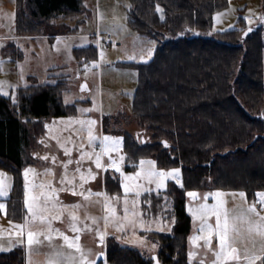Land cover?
<instances>
[{"label": "trees", "instance_id": "16d2710c", "mask_svg": "<svg viewBox=\"0 0 264 264\" xmlns=\"http://www.w3.org/2000/svg\"><path fill=\"white\" fill-rule=\"evenodd\" d=\"M83 5L84 0H16L17 35L43 34L51 20L77 17ZM227 5L228 0H130L131 24L165 40L153 59L137 64L131 113L138 131L125 135L124 150L128 160L150 157L158 167L179 165L183 171V184L170 181L165 199H159L171 207L172 230L141 232L159 242L161 264H189L188 189L244 190L249 197L264 191V19L247 35L243 17L239 27L213 30L214 13ZM74 55L98 57L94 45L75 47ZM64 85L58 80L21 86L16 103L0 94V166L15 176L5 199L12 220L26 215L23 168L32 163L42 120L70 110L62 103ZM106 259L152 264L138 249L116 242L107 247ZM0 264H26L25 249L0 252Z\"/></svg>", "mask_w": 264, "mask_h": 264}, {"label": "rangeland", "instance_id": "374dc122", "mask_svg": "<svg viewBox=\"0 0 264 264\" xmlns=\"http://www.w3.org/2000/svg\"><path fill=\"white\" fill-rule=\"evenodd\" d=\"M263 5L264 0H228V5L225 8L217 10L214 13L212 29L223 31L239 27L241 26L240 17L244 18L247 28L262 23L261 17H264L262 11ZM129 8L130 0H84L82 12L77 17H67L63 20L53 19L48 23L43 34L17 35L15 27L16 0H0V61L3 62L0 64V81L5 82L4 91L8 93V95L4 96L10 97L11 102L16 103L17 89L21 86L31 83L65 81L61 92L62 103L64 106L70 107V110L65 115L50 116L42 120V130L36 139L43 147H40V149L42 148L44 155H48L49 157L55 155L58 161L67 159L62 148L52 138L53 133L49 128L45 127L46 125L52 128L63 127L60 122L61 120H67L68 117L91 118L97 121L96 131L98 134L121 138V151L120 153L113 152L112 156L117 159L121 154L125 156V161L122 164V170L125 173L137 171L141 159L151 160L159 170H179V182L175 179H169L166 181V188L170 181L182 185L183 171L179 165L158 167L155 160L150 157H142L136 161L128 160L124 150L125 135L127 133L136 135L135 132L138 131L136 118L131 113L138 83L137 64L144 62L141 60L142 56L147 62L153 59L156 49L165 40H159L134 27L128 17ZM159 9L163 12L161 6H159ZM246 17L247 19H245ZM108 35H111V40L107 39ZM151 41H155V44L150 43ZM116 42L119 45H116ZM90 45L96 46L97 59L84 60L75 57V47ZM148 49H154V55L150 59L148 58ZM101 52L104 53L103 57L100 55ZM129 56H134L135 60H130ZM66 101L67 104L65 103ZM81 108L93 109V111L82 116L78 111ZM69 134L71 133H63L64 136H68ZM145 134L144 132L139 133L138 139H141ZM72 136L77 143L81 142L75 134H72ZM84 142L86 143V140ZM77 155L78 153L74 151L73 159ZM103 159L107 163V157ZM40 161L39 165L45 166H39L34 169L38 173H42L45 168H53L55 172L53 182L59 187L58 180L63 169L53 165L50 159L45 161L40 158ZM31 164L27 161L23 172L25 168L32 167ZM74 167L75 165L70 166V168ZM89 167L96 173V178L95 180H89L85 184L86 189H91L93 192L106 191L109 195H123L119 173L110 168L107 171L96 169L94 164L85 162V170ZM0 173L4 174L5 182L10 185L7 197L0 199V202L6 205V208L0 211V252H8L16 246H22L25 249L26 264H29L30 260L31 264H46L48 254L53 251L49 247L47 240L41 237L42 243L40 245H33L31 254L26 244V235L24 237L25 243L18 242L19 238L16 236L17 229L14 225L22 224L24 220L16 221L8 217L5 200L11 194L15 176L11 170L2 166H0ZM35 179L39 182L42 179L53 178L37 176ZM151 187L154 188L155 186L152 185ZM166 188L160 190L159 196L155 192L152 193L150 197V209L146 204H140V208L145 213L144 218L154 221L151 224V231L170 232L173 228L174 216L171 214V207L169 204L161 205L159 203V199L162 195L164 196L163 193ZM217 191L224 194L228 208L237 206L248 207L255 204L257 210L264 215V206L259 203L258 197L256 195L249 197L244 190L188 189L186 192V209L191 216L188 253L190 251L196 253L191 264H199L201 259L205 261V264H211L214 257L211 252L199 248L190 242L189 238L197 234L196 230L199 221L193 220L189 208L195 204L203 203L205 194ZM241 191L246 193L245 200H242L238 195ZM188 192L197 193V199L193 200V198L189 197L187 195ZM59 198L65 204H81V207L75 211L80 218L78 227L82 231L74 233L71 230L69 216V211L71 210L66 211L61 220L54 221L53 228L59 229L70 238L79 235V244L86 252L90 251V259L94 260L95 264H98L100 261L102 264H107V247L115 242L123 247L138 249L149 258H153L160 249L159 242L149 232L141 233L143 231L141 228H136L135 236H133V229L131 227H127L125 232L121 233L115 231L111 225L107 228L109 235L106 236L104 245H101L96 233V225L93 224L91 219L92 217H102L104 215L101 205L89 204L83 197L72 194H67L62 199L63 197L59 193ZM146 198L147 194L141 197V201ZM95 199V197H92V200ZM214 202V198L209 196L207 203L211 205ZM99 224L101 228L104 227L102 220H100ZM84 225L88 227L85 228ZM117 236L121 238L117 239ZM141 239L145 241L143 245L131 242ZM52 243L57 249L66 253L74 251L68 249L64 245L62 238L55 236V234Z\"/></svg>", "mask_w": 264, "mask_h": 264}, {"label": "snow or ice", "instance_id": "6c2138e0", "mask_svg": "<svg viewBox=\"0 0 264 264\" xmlns=\"http://www.w3.org/2000/svg\"><path fill=\"white\" fill-rule=\"evenodd\" d=\"M157 10L160 11L159 8ZM150 43L155 44V41ZM100 55L103 57L104 53L101 52ZM153 55L154 49H148V58L150 59ZM128 58L135 60L134 56ZM141 60L147 62L143 56ZM2 63L0 61V64ZM4 83L0 81V94L8 95L4 91ZM65 103L67 104V101ZM78 111L83 116L93 109L81 108ZM60 123L63 127L52 128L49 125L45 127L53 133L52 138L62 148L67 159L58 161L55 155L42 157L45 161L50 159L53 165L63 169L58 180L59 187L53 182L55 179L53 168H45L42 173H38L32 167L24 169V203L27 214L22 224L14 225L17 229L16 236L19 238V243H25L26 235V244L30 254L33 245L42 243L41 237L47 240L53 251L48 254L46 264H95V261L90 259V251L86 252L79 244V235L70 238L59 229L53 228V222L61 220L65 212L71 210L69 211L71 230L74 233L82 231L78 227L80 218L75 211L81 207V204H65L60 200L59 193L70 192L72 195L83 197L89 204L101 205L104 215L91 219L96 225L99 243L104 245L105 238L109 235L107 232L109 225L121 233L125 232L127 227H131L133 236H135L136 228H141L145 232L151 231V224L154 221L144 218L145 213L140 208V204L144 203L150 209L152 193L155 192L159 196L160 190L166 188V181L169 179L179 182V170H159L153 161L141 159L137 171L125 173L122 170L125 156L121 154L118 159L112 156L113 152L120 153L121 138L98 134L96 131L97 121L91 118L68 117L67 120H61ZM64 132L71 134L64 136ZM72 134H75L81 142L77 143ZM74 151L78 153L75 159H73ZM104 157H107V163L104 162ZM85 162L94 164L96 169L107 171L110 168L119 173L123 195H109L106 191L93 192L91 189H86L85 184L89 180H95L96 173L91 167L85 170ZM72 165L75 167L70 168ZM37 176L52 177L53 179H42L37 182L35 179ZM152 185L155 187H151ZM9 187L10 185L5 182L4 174L0 173V199L7 197ZM145 194H147V198L141 201V197ZM187 195L193 200L197 199L195 192H188ZM238 195L242 200L246 199L245 192L241 191ZM209 196L213 197L215 201L211 205L207 203ZM256 196L259 203L264 206V192H259ZM92 197L96 199L92 200ZM203 201V203L195 204L189 208L193 220L199 221L197 234L191 236L189 240L193 245L212 253L214 258L211 264H264V215L257 210L256 205L228 208L224 194L219 191L205 194ZM5 208L6 205L0 202V211ZM100 220L103 221V228L100 227ZM84 227L88 226L84 225ZM54 234L62 238L68 249L74 251L66 253L57 249L52 243ZM116 238L120 239L121 237L117 236ZM131 242L141 245L145 243L142 239ZM153 247L155 246L153 245ZM195 255L196 253L193 251L188 253L190 264ZM29 264H31V260ZM199 264H205V261L201 259Z\"/></svg>", "mask_w": 264, "mask_h": 264}, {"label": "crops", "instance_id": "0c3cea01", "mask_svg": "<svg viewBox=\"0 0 264 264\" xmlns=\"http://www.w3.org/2000/svg\"><path fill=\"white\" fill-rule=\"evenodd\" d=\"M40 147H42L41 146V144H40V142L37 140L36 141V143L32 146V148H31V155H32V164H31V166L33 167V168H36V167H39V166H45V165H39V163L41 162L40 161V158H42V156H45L44 155V153L42 152V148L40 149ZM42 155V156H41ZM46 166H50V165H46ZM262 192V191H261ZM71 195V193L70 192H61V196L63 197L62 199H64V197L66 196V195ZM159 251V250H158ZM158 251H157V253H158ZM157 255V254H156ZM152 259V258H151Z\"/></svg>", "mask_w": 264, "mask_h": 264}, {"label": "water", "instance_id": "95a60500", "mask_svg": "<svg viewBox=\"0 0 264 264\" xmlns=\"http://www.w3.org/2000/svg\"><path fill=\"white\" fill-rule=\"evenodd\" d=\"M257 25H258V24H257ZM257 25H254V26H250V27H248V28L244 31V35H247V34L251 33L252 31H254V30L256 29V26H257ZM249 29H251V30L249 31ZM152 260H153L152 264H161L160 261H159V259H158V256H157V255H155V256L152 258Z\"/></svg>", "mask_w": 264, "mask_h": 264}, {"label": "built area", "instance_id": "2783aa9c", "mask_svg": "<svg viewBox=\"0 0 264 264\" xmlns=\"http://www.w3.org/2000/svg\"><path fill=\"white\" fill-rule=\"evenodd\" d=\"M107 39H108V40H111V39H112L111 35H108V36H107ZM115 44H116V45H119L118 42H116Z\"/></svg>", "mask_w": 264, "mask_h": 264}]
</instances>
